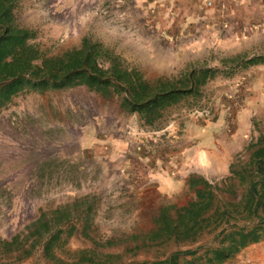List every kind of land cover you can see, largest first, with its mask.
Masks as SVG:
<instances>
[{"label": "rangeland", "instance_id": "374dc122", "mask_svg": "<svg viewBox=\"0 0 264 264\" xmlns=\"http://www.w3.org/2000/svg\"><path fill=\"white\" fill-rule=\"evenodd\" d=\"M12 3L15 24L33 31L30 43L46 57L87 37L150 82L180 80L191 70L213 72L154 128L123 111L118 96L102 98L85 87L20 93L0 110V264H77L75 254L94 249L93 242L121 264L153 261L154 250L132 255L124 244L105 243L147 233L161 207L193 199L187 182L176 183L180 166L194 156L195 136L214 133L220 144L236 143L231 163L245 162L248 146L260 138L264 144V64L245 66L264 58V0ZM65 206L71 213L62 229L75 231L53 249L60 262L44 258L40 246L24 259L22 252L2 250V243L27 236L42 214ZM211 238L180 250L200 246L201 255L217 246ZM193 258L180 256L179 263Z\"/></svg>", "mask_w": 264, "mask_h": 264}, {"label": "trees", "instance_id": "16d2710c", "mask_svg": "<svg viewBox=\"0 0 264 264\" xmlns=\"http://www.w3.org/2000/svg\"><path fill=\"white\" fill-rule=\"evenodd\" d=\"M13 0H0V110L20 93H38L85 87L102 98H120V108L137 114L142 125L154 128L164 113L187 96L194 95L211 79L209 69L191 70L180 80L158 79L150 82L137 70L124 68L110 50L85 37L78 47L61 55L46 57L30 43L33 31L15 24ZM264 64V58H251L245 66ZM249 156L243 162L234 161L229 175L220 182H210L199 175H190L187 184L193 199L182 207L166 205L153 220V229L147 233L123 236L106 245H125L124 252L137 255L154 250V260L140 264H180V256L194 257L184 264H223L248 245L264 241V144L261 138L248 146ZM71 208L65 206L42 214L31 226L32 231L20 241L15 236L1 244L2 250L22 252L28 257L40 246L48 261L60 260L53 249L75 231L63 230L69 221ZM86 215L84 224L88 227ZM211 235L215 248L181 251L180 247L197 243ZM34 239L25 248L28 238ZM94 249L81 250L75 255L77 264H121L114 254ZM170 246L172 252L159 254V249ZM20 257V256H19ZM164 258V259H163Z\"/></svg>", "mask_w": 264, "mask_h": 264}, {"label": "crops", "instance_id": "0c3cea01", "mask_svg": "<svg viewBox=\"0 0 264 264\" xmlns=\"http://www.w3.org/2000/svg\"><path fill=\"white\" fill-rule=\"evenodd\" d=\"M235 144L232 143L227 147L220 144L214 133H199L195 136L193 144L195 145L194 156L192 158L189 156L180 166L177 174L180 181L176 184L184 186L193 173L208 181L222 179L229 175ZM223 264H264V241L248 245Z\"/></svg>", "mask_w": 264, "mask_h": 264}]
</instances>
